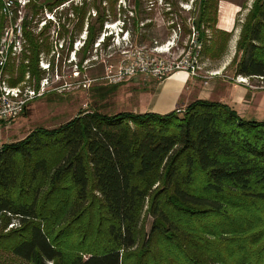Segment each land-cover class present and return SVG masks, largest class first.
Instances as JSON below:
<instances>
[{"label":"trees","instance_id":"trees-1","mask_svg":"<svg viewBox=\"0 0 264 264\" xmlns=\"http://www.w3.org/2000/svg\"><path fill=\"white\" fill-rule=\"evenodd\" d=\"M161 1L169 8L165 17H178L169 18L170 30L179 27L186 36L193 27L202 58L221 60L233 33L217 28L220 0H192L190 25L180 14V4L190 0ZM117 2L30 0V19L20 25L22 50H6L9 87L28 73L37 88L44 75L38 61L53 51L51 22L36 27L45 9L57 18L59 38L66 34L61 21H75L65 35L69 50L85 33L81 69L94 45L110 46L108 35L98 40L104 25L118 20ZM125 2L121 31L138 45L152 40L148 30L158 0ZM1 10L0 0V30L7 22ZM229 66L236 77L264 79V0L248 8ZM115 88H101L102 96ZM16 262L264 264V121L244 120L228 104L197 99L166 114L84 110L3 144L0 264Z\"/></svg>","mask_w":264,"mask_h":264},{"label":"rangeland","instance_id":"rangeland-1","mask_svg":"<svg viewBox=\"0 0 264 264\" xmlns=\"http://www.w3.org/2000/svg\"><path fill=\"white\" fill-rule=\"evenodd\" d=\"M191 1L187 4H180V8L184 10H181L180 14L187 17L188 24ZM232 1L238 4L246 3L247 7L240 9V12L236 15L235 25L237 26V37L240 25L244 20L252 0ZM79 2L80 0H74V3ZM127 4L125 0H118L116 5V19L118 20L108 22L104 25V32L98 42L103 40V36L108 35L110 46L103 49L102 46L97 47L99 43L94 45L92 57L82 63L81 69L78 66V53L85 39V33L83 32L75 39L72 50H69L68 35L74 31L75 21H61L64 24V32L68 35L65 36L66 34H64L62 35L64 37L59 38L56 32L58 31L57 18L46 9L43 11L41 18L44 20L37 24L36 31H39L44 26L45 21L51 22L48 34L50 35L49 40L52 41L53 51L49 55L41 54L38 67L44 71L43 67L49 66V69L45 70L43 75L48 81V86L41 97L28 101L20 114L10 121L4 122L7 126L12 124V129L9 130L8 134L11 138H14L13 140H21V137H25L35 128L51 129L57 127L76 116L78 112L84 110H97L104 114L118 112L141 113L143 98L140 96V92L150 88V84L156 86L155 84L159 80L151 75L137 74L132 78L116 82L113 79L117 67L122 62L141 63L142 58L145 61L148 60L147 58L154 59L156 66L160 64V61H179L183 58L182 48L187 42L188 35L183 36L182 31L179 29L175 46L170 52H155V43H158L157 45H164L173 35L172 30L169 29V25L171 24L169 18L171 17L173 21H178V17L175 14L170 15L169 18L165 17L163 12H167L169 8L161 0H158L156 8L151 10L153 26L148 30V33L152 37V40H148L142 45L136 44L130 32L127 30L121 31L123 28L121 22L122 13L119 9H127ZM27 5L21 8L19 13L18 4H15L12 10L13 14L8 15L4 28L0 30V43L4 41L7 33H9V36L12 34L11 37L14 36L12 31L14 26L19 25L25 16L30 19L31 14L28 12ZM65 6H67V3ZM59 9L61 10L62 8ZM15 14L17 17L14 25L10 18L14 17ZM128 27L130 28V25ZM18 29L19 27H17L16 31ZM233 47L231 50L228 49L225 52L226 55H223L222 63L219 61L211 62L202 58L201 63L203 64V69L199 71V75L203 76L206 75V72L217 70L218 76L210 79L196 78L201 83H204V81L213 82L215 84V92H224L223 96L227 94V86L230 87L232 84L238 83L236 76L233 74L232 67L229 66L235 51L234 42ZM19 59L20 57L16 61L18 62ZM3 69L1 71V85L10 86L7 83L9 75L7 73L4 74ZM12 77L14 78V75ZM43 77L40 79L37 85L38 87ZM217 79L218 81H216ZM17 85L21 87L25 85L34 87V82L29 81V74L26 73L23 80ZM239 85L244 86L246 89V92L243 94L245 102L240 100V103H237L239 99L234 98L233 103H231L232 106L234 105L233 107L239 117L249 121H264V79L248 78L247 83H239ZM111 86L116 88L110 94L102 96L104 93L100 89ZM38 87L35 89L37 90ZM215 98L217 97L215 96ZM148 222L145 224L146 229L148 228ZM11 227V225H8L7 230ZM16 264L25 263L16 262Z\"/></svg>","mask_w":264,"mask_h":264},{"label":"built area","instance_id":"built-area-1","mask_svg":"<svg viewBox=\"0 0 264 264\" xmlns=\"http://www.w3.org/2000/svg\"><path fill=\"white\" fill-rule=\"evenodd\" d=\"M1 1L2 4H4L2 7V12L8 19V15L13 14L12 10L14 9L16 3L18 4V12L20 13V9L28 4L30 0ZM12 18L13 17H11L10 20ZM20 25L21 23L14 26V29L12 30L14 33L13 37H11L12 34L9 36V33H7L4 41L0 43V79H2L1 71L6 62V50L8 47L12 45L13 51H15L17 55H19L22 50L23 40ZM17 27H19V29L16 31ZM172 32L173 35L171 36L170 40H167L164 45H156L155 43V52L166 53L173 49L179 35V27L172 30ZM182 49L183 58L181 60L167 62L160 61L158 66L155 65V60L151 58H147V61L143 60L142 58L141 63L122 62L117 67L113 80L120 82L123 79H129L136 76L137 74H142L147 76L151 75L155 79L162 81L163 79L179 72H185V74L190 78L210 79L212 77L218 76L217 71L206 72V75L203 76L199 75V71L203 69V64L201 63L202 41L199 39L198 31H196L193 27H191L187 42ZM48 67V65L43 67V70L45 71L49 69ZM236 81L240 84H245L247 83L248 78L237 76ZM203 84L206 85L207 81H204ZM47 86L48 81L44 77L37 90L33 86L25 85L21 87L17 85L15 87H9L6 85H1L0 82V123L10 121L15 116L20 114L28 101L41 97L44 94V90L47 88Z\"/></svg>","mask_w":264,"mask_h":264},{"label":"crops","instance_id":"crops-1","mask_svg":"<svg viewBox=\"0 0 264 264\" xmlns=\"http://www.w3.org/2000/svg\"><path fill=\"white\" fill-rule=\"evenodd\" d=\"M239 5L232 0H220L218 4L217 28L221 31L233 33L228 43L227 51L234 48L233 42L236 47L239 37V34L236 37L237 26L235 25L236 15L241 9ZM219 62H223L222 58ZM155 85L150 84V88L140 92V96L143 98L141 113L166 114L175 109L184 108L197 99L219 101L230 106H232L231 103H233L234 98L239 99L237 103H240V100L245 102L243 94L246 92V89L244 86L239 85V83L232 84L230 87L227 86L226 96H223L224 92H215V84L213 82L210 81L204 85L196 78H190L186 74L171 75ZM10 129H12V124L7 126V124L0 123V148L3 144L15 142L14 138H11L8 134Z\"/></svg>","mask_w":264,"mask_h":264},{"label":"bare ground","instance_id":"bare-ground-1","mask_svg":"<svg viewBox=\"0 0 264 264\" xmlns=\"http://www.w3.org/2000/svg\"><path fill=\"white\" fill-rule=\"evenodd\" d=\"M178 74H185V72H179V73H176L175 75H178Z\"/></svg>","mask_w":264,"mask_h":264}]
</instances>
